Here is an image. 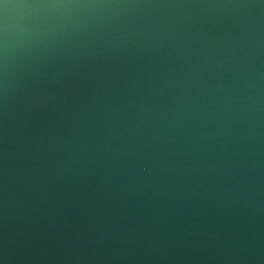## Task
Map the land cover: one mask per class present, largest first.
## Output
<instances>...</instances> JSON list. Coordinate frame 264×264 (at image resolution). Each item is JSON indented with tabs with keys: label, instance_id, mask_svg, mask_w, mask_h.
<instances>
[{
	"label": "water",
	"instance_id": "95a60500",
	"mask_svg": "<svg viewBox=\"0 0 264 264\" xmlns=\"http://www.w3.org/2000/svg\"><path fill=\"white\" fill-rule=\"evenodd\" d=\"M0 264H264V0H0Z\"/></svg>",
	"mask_w": 264,
	"mask_h": 264
}]
</instances>
